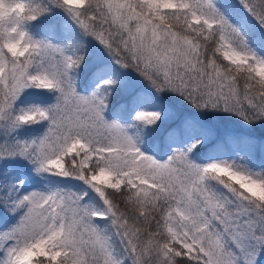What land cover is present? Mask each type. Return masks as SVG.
Listing matches in <instances>:
<instances>
[{
    "label": "snow or ice",
    "instance_id": "1",
    "mask_svg": "<svg viewBox=\"0 0 264 264\" xmlns=\"http://www.w3.org/2000/svg\"><path fill=\"white\" fill-rule=\"evenodd\" d=\"M11 7L0 17V162L26 161L36 186L0 178V212L18 216L0 230V264H258L264 167L223 156L224 144L264 145L256 131L264 129V0ZM54 8L123 71L106 67L98 75L108 78L79 91L84 42L37 39L28 29ZM33 90L54 100L24 106ZM114 92L124 98V118L125 105L135 106L142 135L132 131L136 123L106 117ZM177 99L190 106L181 127L198 133L188 143L175 126ZM221 113L244 127L201 156L200 145L217 133L206 118ZM42 122L41 134L17 138Z\"/></svg>",
    "mask_w": 264,
    "mask_h": 264
},
{
    "label": "trees",
    "instance_id": "2",
    "mask_svg": "<svg viewBox=\"0 0 264 264\" xmlns=\"http://www.w3.org/2000/svg\"><path fill=\"white\" fill-rule=\"evenodd\" d=\"M26 3L29 2V0H25ZM33 2H41V3H46V0H33ZM50 25H54V28L52 30H49ZM28 29L30 32L36 33L38 32V34H42V35H46V36H51V39L54 40V42L56 43H62L64 41V38L66 36H70L73 37L77 40H82L85 44V47L83 49H80V51H83L86 53L85 55V60L86 62L84 64L81 65V68L78 71V84L81 81H85V79L87 77H89L90 75L95 73V70L99 69L100 66H105L107 64H109L108 66H111L112 68H116L118 71H123V70H119L117 68V66H115L111 60V57L108 55V53H106L103 48H101L102 46L100 45H96L95 44V40L92 39L91 37H84L82 35V33L80 32L79 27L75 24V22L71 19L70 16L67 15V13H65L63 10L58 9V8H54L52 9V11H50L49 13H46L44 16H42L39 20L37 21H33L30 22L28 24ZM127 72L129 73L130 76H135L136 74L132 71V70H127ZM87 74V75H86ZM80 78V79H79ZM119 87V86H117ZM176 107L179 111V116L180 119H177L175 121V126L177 129V132L180 136V138L182 137V131H183V127H181V120L185 117L189 115V109L190 106L186 105V102L181 101L180 99L176 100ZM124 103V98H122L118 93H113V97L110 99L109 102V111H111V109L114 107L118 108L119 105ZM134 105L132 104H126L125 108L127 109L128 112L131 113L132 109H133ZM121 117L124 119L123 122L125 123H136L138 126V130L139 133L142 135L143 132L146 131V129H144L143 125H139L137 122H133L131 120V116H127V118H124V113L123 115H121ZM193 119H198L197 117H191ZM214 119L210 116H208L206 118V121L211 122V124L216 128L217 130V137L219 136V140L215 139V143L212 144H202L200 145L201 147V156L207 157V156H211L215 151H216V146L218 144H221L224 142V139L222 138V135L219 133L218 131V124L213 121ZM167 126H162L161 129L159 130L160 134H163L165 132ZM192 135L197 136L198 133L195 130H191ZM260 132H264V129H261L259 131ZM258 133V134H259ZM142 142H144V144L150 148L153 147L152 144L147 142V139L144 138L142 136ZM261 146V144L256 143L254 146L251 145L249 146L247 149L251 148V154H249V156L251 158H255L256 159V164H260L261 162H264V155H262V153L259 151H257V148H259ZM264 146V145H263ZM224 147L228 150L230 147L228 144H224ZM256 147V148H255ZM227 152V151H226ZM161 155L163 156V152H161ZM3 168L0 169V175L3 174ZM3 178V176H2ZM13 219V215L11 213H3L0 212V223L1 226L3 227H10L13 223L14 220ZM258 264H264V254H262V256L260 255Z\"/></svg>",
    "mask_w": 264,
    "mask_h": 264
},
{
    "label": "rangeland",
    "instance_id": "3",
    "mask_svg": "<svg viewBox=\"0 0 264 264\" xmlns=\"http://www.w3.org/2000/svg\"><path fill=\"white\" fill-rule=\"evenodd\" d=\"M10 2H13V0H10ZM14 2H15V0H14ZM19 2H26V1L25 0H19ZM31 33L37 39H42V38L51 39V37H52V35L46 36V35L38 34V32H36V33L31 32ZM95 44L99 45L98 42H95ZM257 50L259 51V49H257ZM108 65L109 64H107L105 66H100V68L95 70V73L90 75L89 77H87L85 79V81L83 80V81L79 82L78 90L81 91L83 94H89L91 91H93L95 89L96 85L99 83L100 79L108 78V75H109L108 72H105L103 76L98 75L104 68L109 67ZM33 91H34V94L32 96H29L25 100L24 106H27L31 103H45V102H52L54 100V96L52 93H41L38 90H33ZM109 110L110 109H108V111ZM135 110H136V108L134 106L132 111H131V114L129 115V116H131V120L133 122H134L133 117L135 114ZM108 111L106 112V117L109 120L119 119V120H121V122L124 121V119L121 117V115H123L124 112L121 110L120 105L118 106V108L114 109V107H113L110 112H108ZM45 127H46V122H42L41 124H34L31 126H26V127L21 128L19 130V132L17 133V138H19V139L33 138V137L41 134L44 131ZM132 131L134 134H140L139 130H138V126L133 128ZM189 137H190V135H189ZM210 139L206 140L205 143L210 141ZM228 145L231 148V151H230L231 153L224 155L223 158L239 160L240 157H244V161L248 162L251 166L264 167V164H260V166H258L256 164V161H254L253 158L246 155L247 151H245V148H243L244 146L242 148L237 146L235 149H233L230 144H228ZM141 147L146 151H149V152L153 151V147L150 148V147L146 146L144 144V142H142V141H141ZM260 151H262L264 154V146H260ZM30 167H31V165H28L26 161L23 162L22 164L21 163H15V162H12L11 164H6L5 162H0V169L3 168V172H2L3 174L0 175V178H2V176H3V178H5L7 182L11 183V182H14V180L17 176H19L20 179H23L25 181V184L28 186V188L30 190L32 187L36 186L34 181L31 179V176H30L29 171H28ZM12 220H14V223L11 226H13L18 221V216L13 215ZM10 227L5 228V227L1 226V223H0V230H6ZM262 254H264V253H261L260 255L262 256Z\"/></svg>",
    "mask_w": 264,
    "mask_h": 264
},
{
    "label": "bare ground",
    "instance_id": "4",
    "mask_svg": "<svg viewBox=\"0 0 264 264\" xmlns=\"http://www.w3.org/2000/svg\"><path fill=\"white\" fill-rule=\"evenodd\" d=\"M176 102L177 101H175V104H176ZM210 117H211V119L213 118L214 119L213 121H215L218 124V131L222 135V138L224 139V141L227 139V137L231 134V132L233 130L242 129L244 127L243 123L241 121H239L238 118H236V117H230V116H227V115L222 114V113L217 114L216 116H210ZM191 130L192 129L184 128L183 131L181 132L182 133L181 139H183L186 143L191 142L196 137L195 135L194 136L192 135ZM260 130L261 129L256 130L257 134L259 133ZM189 135H190V137H189ZM216 135L217 134L213 135L212 138L210 139V141L207 142V144L215 143L214 142L215 139L219 140L218 139L219 136H218V138H216L217 137ZM237 146L240 148H242L244 146L243 148H245V151H247V154H246L247 156H249V154H251V148L247 149L251 145L241 143V144H238ZM230 151H231V148H229L224 155L230 154L231 153ZM257 151L258 152L260 151V147L257 148ZM260 152L262 153V155H264L262 151H260ZM253 159H254V161H256L255 158H253ZM260 164H264V162L263 163L261 162ZM260 164H257V165L260 166Z\"/></svg>",
    "mask_w": 264,
    "mask_h": 264
},
{
    "label": "clouds",
    "instance_id": "5",
    "mask_svg": "<svg viewBox=\"0 0 264 264\" xmlns=\"http://www.w3.org/2000/svg\"><path fill=\"white\" fill-rule=\"evenodd\" d=\"M14 2V0H13ZM10 0H0V17L7 19L12 14V3Z\"/></svg>",
    "mask_w": 264,
    "mask_h": 264
}]
</instances>
